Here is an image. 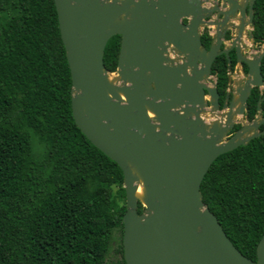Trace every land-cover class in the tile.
Instances as JSON below:
<instances>
[{"label": "water", "instance_id": "1", "mask_svg": "<svg viewBox=\"0 0 264 264\" xmlns=\"http://www.w3.org/2000/svg\"><path fill=\"white\" fill-rule=\"evenodd\" d=\"M54 1L71 70L75 121L124 173L126 264H264V234L257 260L245 256L201 192L203 178L219 155L264 134L259 130L263 117L223 140L237 123L234 114L249 121L250 93L254 86L264 87V48L250 57L240 43L246 19L253 22L255 0L243 6L239 0H222L220 5L219 0ZM238 12V36L222 48L229 21ZM212 14L215 19L207 20ZM205 23L216 25L210 48L201 38ZM117 34L118 66L111 71L104 53ZM232 48L238 61L248 64V77L238 88L230 89L229 81L221 105L212 67L218 55L229 56ZM110 73L118 81L110 80ZM208 111L215 120H207ZM141 182L142 199L136 196ZM139 202L144 205L141 213Z\"/></svg>", "mask_w": 264, "mask_h": 264}, {"label": "trees", "instance_id": "2", "mask_svg": "<svg viewBox=\"0 0 264 264\" xmlns=\"http://www.w3.org/2000/svg\"><path fill=\"white\" fill-rule=\"evenodd\" d=\"M253 26L260 46L264 0H255ZM201 38L209 48V31ZM120 47L119 34L106 45L111 71ZM231 59L234 67L235 52ZM261 70L264 77V57ZM212 73L223 105L230 81L226 54L216 57ZM72 85L55 1L0 0V264H108L118 230L116 264H126L124 173L76 123ZM259 107L264 115V90L254 87L250 120ZM201 192L234 245L257 260L264 234V134L219 155Z\"/></svg>", "mask_w": 264, "mask_h": 264}, {"label": "rangeland", "instance_id": "3", "mask_svg": "<svg viewBox=\"0 0 264 264\" xmlns=\"http://www.w3.org/2000/svg\"><path fill=\"white\" fill-rule=\"evenodd\" d=\"M245 1L246 0H242L243 3H245ZM208 17H211V16H208ZM208 17H206V19H208ZM238 20L239 19L237 17H235L230 22H239ZM234 25L235 24H233V25L230 24V26H231L230 29L232 31H234ZM208 28L210 29L209 33H211L212 36L213 35L215 36V34H216V25L215 24H212V25H208L206 23L203 24L201 26V32L208 30ZM251 28L252 27H250V29ZM231 40L232 39L226 40L225 45L226 46H230ZM241 45L243 47V52L246 55L250 56V57L257 56L260 53V51H261L260 49L254 47L253 41L249 37H247L245 40H243L241 42ZM247 77H248V74H244L243 70H241V65L239 64L237 66L236 71H232V73H231V76H230V78H231L230 79L231 80L230 87L231 88L230 89L238 88L239 86H242L245 83V81L247 80ZM211 80L213 82H215L216 76L215 75L212 76ZM262 89H264V87H262ZM208 100H209V98H208ZM219 114L223 115L222 112H219ZM205 115L207 116V120L208 121L215 120L216 115L214 114V112L208 111ZM256 118H261V117H260V115H258ZM218 120H220V118ZM235 122H237L235 124L243 125V124L251 122V121H248L246 116H243V117H237L235 119ZM234 127H235V125H234ZM234 127L228 133H226V135L224 136L223 140H227L230 136H232L235 133L236 130L233 131ZM114 190H115L116 195H119L121 193V190L119 189L118 186H115ZM116 235L118 237L117 241H119V238H120V235H121V230H118L116 232ZM117 241L114 242L113 251L108 256V259H107L108 260V264H116L117 260H119V258L121 257V253L119 252V243H117Z\"/></svg>", "mask_w": 264, "mask_h": 264}, {"label": "flooded vegetation", "instance_id": "4", "mask_svg": "<svg viewBox=\"0 0 264 264\" xmlns=\"http://www.w3.org/2000/svg\"><path fill=\"white\" fill-rule=\"evenodd\" d=\"M239 2L241 3V5L243 6L244 5V3L242 2V0H239ZM222 3V0H219L218 1V4L220 5ZM250 3V2H249ZM247 8V11H246V13H247V15L249 14V6H247L246 7ZM215 13V12H214ZM240 13L238 12V16H237V18L239 19L240 17V15H239ZM211 17L212 18H214L215 19V16L212 14L211 15ZM211 17H208V19L207 20H210L211 19ZM233 18H231V20H232ZM230 20V21H231ZM184 21H186L187 22V19H184ZM229 21V22H230ZM239 22H230V24L231 25H233V24H235L234 25V31H232L230 28H231V26L229 25V27H228V29H227V31H226V33H225V36H224V42H223V44H222V48H227V47H230L231 46V44H232V41H233V39L235 38V37H237L238 36V31H239V26H240V24H241V22H240V19L238 20ZM250 27H252L251 29H250ZM253 28H254V26H253V22H247V19H246V25L244 26V30H243V34H242V37H241V42L243 41V40H245L247 37H249L252 41H253V44H254V47L255 48H258V49H260L261 51H262V49L264 48V42L260 45V46H258L257 45V43L254 41V39H253V34H252V31H253ZM208 31L210 32V29L208 28ZM203 32H205V31H203ZM202 32V33H203ZM201 33V34H202ZM211 34V33H210ZM212 35V34H211ZM234 35V36H233ZM252 36V37H251ZM213 37V36H212ZM230 39H232L231 40V44H230V46H226L225 45V42H226V40H230ZM240 42V43H241ZM242 46V45H241ZM262 47V48H261ZM210 48V47H209ZM260 51V52H261ZM232 52H235V55H236V63H235V65H234V67H232V59H231V53ZM242 52H243V47H242ZM224 54H226V53H224ZM243 54L244 55H246L244 52H243ZM226 56H227V58H228V73H229V76H231V73H232V71H236V69H237V66L240 64L241 65V70H243V72H244V74H248V69H249V67H248V69H246V65L248 66V64L247 63H245V62H239L238 61V59H237V54H236V50H235V48H232V49H230V51H229V56L226 54ZM246 56H248V55H246ZM229 57H230V61L231 62H229ZM263 59V58H262ZM228 87H229V84H228ZM254 87H259L262 91L264 90V89H262V87H260V86H254ZM253 87V88H254ZM228 90V89H227ZM260 101H261V99H260ZM261 107H259V109H260ZM262 109V108H261ZM258 113H259V111H258ZM246 115H247V112H246ZM258 116V114L256 115V117ZM256 117L254 118V119H256ZM264 117V115H262V111H261V118H263ZM254 119H252V120H254ZM252 120H250L249 119V121H252ZM264 123V122H263ZM263 123H261V125L263 124ZM260 125V126H261ZM236 126V125H235ZM242 126V125H241ZM259 130H260V127H259ZM264 130V129H263ZM234 131V130H233ZM261 131V130H260Z\"/></svg>", "mask_w": 264, "mask_h": 264}, {"label": "bare ground", "instance_id": "5", "mask_svg": "<svg viewBox=\"0 0 264 264\" xmlns=\"http://www.w3.org/2000/svg\"><path fill=\"white\" fill-rule=\"evenodd\" d=\"M109 77H110V80H112L114 82L118 81V78L116 77V74L115 73H110L109 74ZM234 94H235L236 99H238L239 98V92L235 91ZM239 105H240V103L238 102L237 105H236V108L239 107ZM151 114L153 116V113H151ZM234 117L237 118V117H241V116L238 115V114H234ZM217 119H219V118H217ZM219 121L222 122L223 121V118H220ZM136 196L138 198H140V199L144 198V196H145V187L143 185V182L140 183L139 188H138V191L136 193Z\"/></svg>", "mask_w": 264, "mask_h": 264}]
</instances>
